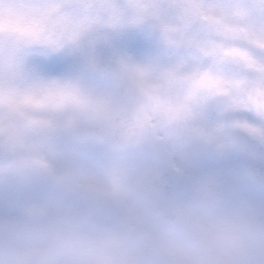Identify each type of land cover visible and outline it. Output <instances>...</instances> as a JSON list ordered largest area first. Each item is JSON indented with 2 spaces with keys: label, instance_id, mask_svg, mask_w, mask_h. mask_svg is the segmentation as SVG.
Here are the masks:
<instances>
[{
  "label": "clouds",
  "instance_id": "9594fccd",
  "mask_svg": "<svg viewBox=\"0 0 264 264\" xmlns=\"http://www.w3.org/2000/svg\"><path fill=\"white\" fill-rule=\"evenodd\" d=\"M0 264H264V0H0Z\"/></svg>",
  "mask_w": 264,
  "mask_h": 264
}]
</instances>
